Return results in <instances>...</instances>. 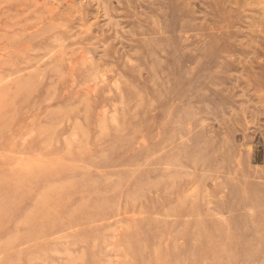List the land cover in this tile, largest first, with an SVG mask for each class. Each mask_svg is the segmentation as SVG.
Listing matches in <instances>:
<instances>
[{"label": "rangeland", "instance_id": "obj_1", "mask_svg": "<svg viewBox=\"0 0 264 264\" xmlns=\"http://www.w3.org/2000/svg\"><path fill=\"white\" fill-rule=\"evenodd\" d=\"M0 264H264V0H0Z\"/></svg>", "mask_w": 264, "mask_h": 264}]
</instances>
